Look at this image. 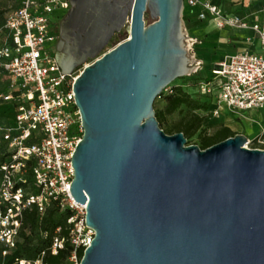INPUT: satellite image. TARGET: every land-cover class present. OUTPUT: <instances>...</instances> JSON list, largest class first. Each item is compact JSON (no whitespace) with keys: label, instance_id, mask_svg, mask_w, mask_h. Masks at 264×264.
<instances>
[{"label":"water","instance_id":"1","mask_svg":"<svg viewBox=\"0 0 264 264\" xmlns=\"http://www.w3.org/2000/svg\"><path fill=\"white\" fill-rule=\"evenodd\" d=\"M69 1L58 64L93 60L74 88L84 135L70 192L96 231L80 264H264V150L241 133L203 150L156 117L164 89L193 71L184 0Z\"/></svg>","mask_w":264,"mask_h":264},{"label":"built area","instance_id":"2","mask_svg":"<svg viewBox=\"0 0 264 264\" xmlns=\"http://www.w3.org/2000/svg\"><path fill=\"white\" fill-rule=\"evenodd\" d=\"M201 21L218 30L251 31L246 38L259 42L226 55L198 82L196 93L211 102L204 126L227 112L241 119L246 112L264 109V23L223 11L210 0H184ZM69 0H21L9 12L0 45V245L6 255L16 247L24 212L35 206L44 213L52 202L71 212L67 239L56 237L52 253L69 242L73 251L65 264H80L79 251L91 246L96 231L87 225V206L70 192L74 180L72 155L82 141L84 126L77 106L75 84L85 63L72 73L58 64L56 11L69 10ZM193 69L192 73L197 72ZM170 92V89H167ZM257 139L264 148V126ZM250 143V140L247 143ZM261 149V148H257ZM264 150V149H263ZM59 230V229H58ZM17 264H49L21 259Z\"/></svg>","mask_w":264,"mask_h":264},{"label":"trees","instance_id":"3","mask_svg":"<svg viewBox=\"0 0 264 264\" xmlns=\"http://www.w3.org/2000/svg\"><path fill=\"white\" fill-rule=\"evenodd\" d=\"M16 1L15 9L19 7L21 0ZM9 12L0 9V45L6 35L3 26ZM161 96L164 97L165 105L158 109L155 104L156 117L160 127L167 134L182 132L188 139L187 144H191L190 139L197 136V145L203 150L237 134L223 122L204 126V114L209 112L213 105L200 96L194 97L183 84L172 85L170 92L162 93ZM183 107L186 108L185 115L172 126H167L168 117L178 111L181 112ZM212 129L213 131L210 132ZM253 145L252 148L264 149L259 147L257 139L253 140ZM70 215L71 212L68 209H62L57 202H52L43 214L35 206L25 210L16 247L3 255L5 247L0 245V264H17V261L21 259L38 260L40 258L49 264H65L73 251L72 245L66 242L64 248L59 249L57 254L52 253V247L56 237L67 239ZM83 254V250H80V258Z\"/></svg>","mask_w":264,"mask_h":264},{"label":"rangeland","instance_id":"4","mask_svg":"<svg viewBox=\"0 0 264 264\" xmlns=\"http://www.w3.org/2000/svg\"><path fill=\"white\" fill-rule=\"evenodd\" d=\"M17 6L16 0H0V9L4 10L6 12H9ZM186 7V6H185ZM189 9L186 7L184 9L183 13V25L184 30L186 33V48L188 50V54L192 59V62L190 66L192 69L198 68L197 72L191 73L190 75L186 77H182L180 79H177L172 84H170L167 89H170L172 85L176 84H183L185 89L192 93L194 97H198L199 94L196 93V85L194 83H197L198 81H201L204 78H207L210 73L209 70L211 67L215 66L217 62L215 61V58H220V56H217L220 51H224L221 47H215V46H209L205 45V43H211V44H219L220 40H217L216 36H212L211 39H209V36H206L205 38H201L199 35L196 34L197 30L205 28V23L201 20H199L194 14L188 15ZM68 10H59L55 12V15L57 16L58 22H60ZM144 19L147 22V24H151L155 21V19L152 17L150 11L148 10L145 15ZM129 37V32L127 30V27H124L121 32L117 33L111 43L108 45V47L103 51L102 55L114 48L117 44V42L125 40ZM204 53H208L209 60L206 59L205 62L201 59V56ZM92 61H89L88 63H92ZM164 94L168 93V90L164 89ZM158 109H161L165 105L164 97L160 96L156 99L155 102ZM186 113V108L183 107V110L180 112H176L175 114L168 117L167 126H172L174 123H176L182 116H184ZM220 119L222 122H225L226 124L237 127V132H241V134H244L248 137L250 140V143L248 144L249 148H252L253 140L255 136L260 133L262 130V127L264 126V109L261 110H253L246 112L244 117H241V119H232L227 112H223L222 115L218 116V118H213L210 120V125L219 124ZM210 130V132H212ZM190 143L188 145H197L198 140L197 136L190 139Z\"/></svg>","mask_w":264,"mask_h":264},{"label":"crops","instance_id":"5","mask_svg":"<svg viewBox=\"0 0 264 264\" xmlns=\"http://www.w3.org/2000/svg\"><path fill=\"white\" fill-rule=\"evenodd\" d=\"M214 4L219 5L223 11L228 13H235L238 14L250 23L255 22H262L264 23V0H210ZM190 11L188 15L194 14L197 17V13L189 6H186ZM185 7V9H186ZM198 18V17H197ZM205 23V28L197 30L196 34L199 35L201 38H205L209 36L211 39L212 36H216L217 40H220L219 44H211L205 43V45L221 47L224 51H220L217 56H220L219 59L215 58V61L218 62L226 55L243 51L248 48L253 50L259 51V42L257 39L253 38L252 42H247L246 38L248 36H252L251 31H242L239 29H223L218 30L214 27L213 24L209 23L208 21H203ZM208 53H204L201 56L203 62L209 58ZM232 118V117H231ZM233 119V118H232ZM220 120V119H218ZM234 120V119H233ZM219 122H222L221 120ZM225 125L229 126L233 131L237 132V127L230 126L223 122ZM241 133V132H237Z\"/></svg>","mask_w":264,"mask_h":264},{"label":"flooded vegetation","instance_id":"6","mask_svg":"<svg viewBox=\"0 0 264 264\" xmlns=\"http://www.w3.org/2000/svg\"><path fill=\"white\" fill-rule=\"evenodd\" d=\"M60 23H61V21L58 22V23H57V26H56V28H57V32H58V40H57V43H58V41H59V39H60ZM56 49H57V45H56ZM56 54H57V53H56Z\"/></svg>","mask_w":264,"mask_h":264}]
</instances>
